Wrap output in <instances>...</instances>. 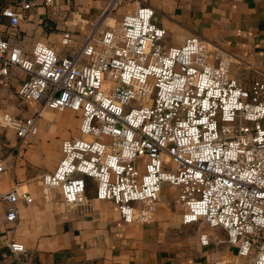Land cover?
<instances>
[{
    "label": "built area",
    "instance_id": "obj_1",
    "mask_svg": "<svg viewBox=\"0 0 264 264\" xmlns=\"http://www.w3.org/2000/svg\"><path fill=\"white\" fill-rule=\"evenodd\" d=\"M120 2L107 1L72 54L44 41L25 53L0 32V75L24 72L18 101L37 105L27 116L0 113V125L24 141L37 134L44 109L72 110L79 135L61 141L54 171L41 177L45 190L81 206L89 178L124 222L147 224L167 183L177 189L182 224L220 227L239 256L264 264V83L245 86L231 74L234 56L201 37L167 45L149 6L109 25ZM33 4L16 0L0 15L15 26ZM59 42L69 47L72 34L62 31ZM3 198L9 222L18 199L32 201L16 189ZM210 240L199 235L204 247ZM8 246L24 252L19 242Z\"/></svg>",
    "mask_w": 264,
    "mask_h": 264
},
{
    "label": "crops",
    "instance_id": "obj_2",
    "mask_svg": "<svg viewBox=\"0 0 264 264\" xmlns=\"http://www.w3.org/2000/svg\"><path fill=\"white\" fill-rule=\"evenodd\" d=\"M45 1L34 0L15 26L0 15V32L25 53L37 41L55 47L61 55L74 53L108 0ZM15 2L0 0V12ZM141 6L154 10L156 23L166 31L167 44L179 45L191 36L206 39L234 56L231 74L241 83L248 86L252 79L264 83V0H121L113 18L119 20ZM62 31L72 34L69 47L59 42ZM25 78L17 68L0 75V111L12 110L19 116L34 112L36 107L24 112L16 108L21 105L16 91ZM60 111L42 112L37 134L24 141L13 129L0 125V157L4 158L0 264H186L165 246L164 211L158 210L147 224L126 223L113 201L96 198L95 183L89 178L81 206L68 207L58 189H44L41 177L54 171L61 141L75 136L67 122L70 112ZM12 189L28 193L32 201L18 199L17 219L9 222L3 195ZM11 241L23 244L24 252L12 253Z\"/></svg>",
    "mask_w": 264,
    "mask_h": 264
},
{
    "label": "rangeland",
    "instance_id": "obj_3",
    "mask_svg": "<svg viewBox=\"0 0 264 264\" xmlns=\"http://www.w3.org/2000/svg\"><path fill=\"white\" fill-rule=\"evenodd\" d=\"M111 17L112 19L107 21L109 25H113L117 21L113 18V13ZM35 107H37L36 104H16V108L22 112L28 110V108L33 109ZM64 110H66V112H70L71 115L70 119L67 121L69 129H72L75 132V136H78V115L70 109ZM11 111L3 110L0 111V113L7 112L13 116L20 115ZM60 112V110L44 109L43 115H47L48 113L59 114ZM176 196L177 189L175 187L169 186L167 183H162V191L160 193L157 211L162 210L165 212L164 217L167 222L166 227H168L165 246L171 251L173 255L178 254L177 256L182 257L180 260L186 264L251 263V256H239L237 254L236 247L226 242V233L222 228H211L208 225L200 222L182 224L180 218L181 206L176 201ZM201 233H208L211 239L210 244L206 247L200 244L199 235ZM217 240H220V242H216Z\"/></svg>",
    "mask_w": 264,
    "mask_h": 264
}]
</instances>
